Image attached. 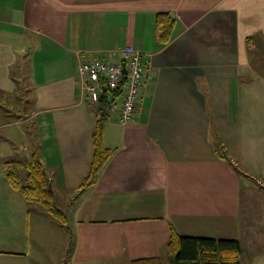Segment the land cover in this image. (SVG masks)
<instances>
[{
  "label": "crops",
  "instance_id": "1",
  "mask_svg": "<svg viewBox=\"0 0 264 264\" xmlns=\"http://www.w3.org/2000/svg\"><path fill=\"white\" fill-rule=\"evenodd\" d=\"M159 12L175 18L167 43ZM127 45L147 67L138 111L120 121L116 96L115 152L82 188L97 103L79 66ZM12 133L72 224L10 183ZM172 231L237 238L240 264H264V0H0V264H164Z\"/></svg>",
  "mask_w": 264,
  "mask_h": 264
},
{
  "label": "trees",
  "instance_id": "2",
  "mask_svg": "<svg viewBox=\"0 0 264 264\" xmlns=\"http://www.w3.org/2000/svg\"><path fill=\"white\" fill-rule=\"evenodd\" d=\"M175 24L168 12L157 14L156 26L160 37L167 43L171 37ZM119 90H110L103 85V90L97 102V123L93 132L95 154L89 174L84 179L82 188H87L97 182L102 169L115 152L103 142V126L108 118L109 110L120 96ZM113 95V99L111 98ZM218 153L230 161L221 137L217 143ZM4 169L10 183L23 191L28 202L40 206L54 218L67 223L68 217L56 201V193L50 175L37 151L31 156L21 158L12 156L5 160ZM173 264H240L242 246L237 238H214L208 236L180 235L172 231L167 244ZM156 260H138L133 264H160Z\"/></svg>",
  "mask_w": 264,
  "mask_h": 264
},
{
  "label": "built area",
  "instance_id": "3",
  "mask_svg": "<svg viewBox=\"0 0 264 264\" xmlns=\"http://www.w3.org/2000/svg\"><path fill=\"white\" fill-rule=\"evenodd\" d=\"M118 53L122 62L84 61L79 66V73L88 97L94 103L99 101L103 85L113 91L121 88L119 119L128 122L137 114L147 67L143 53L133 45L120 48ZM124 68L127 73L124 72ZM124 80H126L125 88H123Z\"/></svg>",
  "mask_w": 264,
  "mask_h": 264
},
{
  "label": "rangeland",
  "instance_id": "4",
  "mask_svg": "<svg viewBox=\"0 0 264 264\" xmlns=\"http://www.w3.org/2000/svg\"><path fill=\"white\" fill-rule=\"evenodd\" d=\"M12 130H14V129L12 128ZM13 134L14 133H12V142H10V145L12 146V152H14L13 155L19 156V154H21L20 152H22L23 153L22 155H24V156H19V157H21V158L28 157V152L26 153L25 151H23V146L25 144L31 145L30 139L26 138V136H25L26 134H24V135L23 134L18 135V133H16L15 135H13ZM67 216H69L68 217L69 223L72 224V222L74 221V219L72 218L73 213H69ZM256 263L260 264V262H256ZM48 264H50V263H48ZM164 264H173V263L171 262V260L167 259Z\"/></svg>",
  "mask_w": 264,
  "mask_h": 264
},
{
  "label": "water",
  "instance_id": "5",
  "mask_svg": "<svg viewBox=\"0 0 264 264\" xmlns=\"http://www.w3.org/2000/svg\"><path fill=\"white\" fill-rule=\"evenodd\" d=\"M124 72L127 73V70L126 68H124ZM111 98L113 99V95H111Z\"/></svg>",
  "mask_w": 264,
  "mask_h": 264
}]
</instances>
